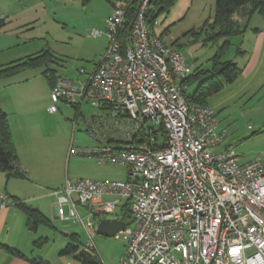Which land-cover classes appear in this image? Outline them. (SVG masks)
I'll list each match as a JSON object with an SVG mask.
<instances>
[{
  "label": "built area",
  "instance_id": "built-area-1",
  "mask_svg": "<svg viewBox=\"0 0 264 264\" xmlns=\"http://www.w3.org/2000/svg\"><path fill=\"white\" fill-rule=\"evenodd\" d=\"M132 1L138 7L125 48L119 35L128 9L119 3L106 19L109 44L95 70L76 83L59 78L48 107L55 113L60 100L86 101L103 110L84 122L105 145L82 151L124 164L127 179H67L51 191L58 218L79 223L95 248L98 222L118 217L116 206L130 199L133 220L118 232L127 237L121 264H264V161L218 150L227 130L215 110L183 93L188 57L151 34L150 0ZM159 126L168 135L164 148L151 145ZM8 204L16 201L3 194L0 206Z\"/></svg>",
  "mask_w": 264,
  "mask_h": 264
},
{
  "label": "rangeland",
  "instance_id": "rangeland-1",
  "mask_svg": "<svg viewBox=\"0 0 264 264\" xmlns=\"http://www.w3.org/2000/svg\"><path fill=\"white\" fill-rule=\"evenodd\" d=\"M97 1L89 3L86 0H0V24H2L0 27V65L49 49L57 54H66L70 57L67 58L68 61L64 68H60L59 71L61 69L64 70L62 72L69 71L71 75L69 78L72 81L75 77L77 79L78 76H86L85 74L78 75L77 68L84 67L87 72H90L94 67L93 62L96 60L99 62L102 57L98 54V45L84 43L79 39L75 27L81 25L83 20H87L89 28L85 29V34L80 37L85 40L89 38L87 36L89 31L92 33L96 28L101 30V27L97 25L99 22L97 15L106 9L105 4L108 1ZM109 1L115 2V0ZM247 10L245 7L234 14L238 24L246 22ZM215 13L216 0H176L168 11H156L157 23H155L154 33L162 36L167 45L185 53L193 68H211L212 57L219 50L220 44H223L225 38H221L218 43L209 39L214 30L212 24L215 20ZM249 25L250 27L245 33L231 38L233 45L225 50L222 57V59L236 61L242 68L254 50L257 33L264 29V18L256 14ZM254 27H260V31L255 33ZM260 59L262 61L260 66L251 77L247 78L244 74L236 82L226 85L209 99L211 107L216 112L220 127L227 130V137L218 150L232 151L241 162L255 158L264 161V49L260 54ZM40 69L41 67L28 68L18 72L16 76L34 75L32 80L45 83L47 77H43ZM38 74L39 76L35 77ZM196 81L197 79H194L190 84L189 93L193 92L198 85L199 81ZM42 102L43 96H40V103ZM58 107L60 110L57 117H53L54 115L48 110L50 113L42 116L41 122L44 128L53 135L50 138L49 148L54 150L60 142L62 149L68 145L69 155L63 169L64 171L69 169V157L72 155L71 170H73L75 167L74 158L77 156L78 150L88 148L85 146L91 147L96 142L84 131L85 128L87 129L86 124L84 129L81 128V120H79L78 126H76L75 110L71 103L60 100ZM99 111L104 113L103 110L101 111L99 107H95L91 103L83 104L82 113L84 115L99 114ZM158 134L161 133L158 132ZM87 158H94V156H87ZM92 161H96V165L102 173L99 175L101 179H127V167L117 162H102L97 158L84 159L78 162L77 168L81 172H85L87 169L89 170L88 165ZM54 164L59 165L58 161ZM54 164L51 163L50 166ZM124 202L125 200H121L116 206L114 211L116 216L121 214ZM53 204H55V200L50 204V208ZM81 211L85 214L84 209ZM50 218L56 228L42 227L47 230L43 235L49 241L38 252L53 257L56 247L60 245L59 249H61L68 242L64 231L78 232L81 234L83 243L87 242V234L79 223L73 220L52 218V216ZM126 238L124 233H118L111 237L95 234V250L104 264H121V258L127 246ZM52 264H79V261L74 255L66 254L53 259Z\"/></svg>",
  "mask_w": 264,
  "mask_h": 264
},
{
  "label": "crops",
  "instance_id": "crops-1",
  "mask_svg": "<svg viewBox=\"0 0 264 264\" xmlns=\"http://www.w3.org/2000/svg\"><path fill=\"white\" fill-rule=\"evenodd\" d=\"M86 1L95 3L97 0ZM107 1V4H105L106 9L97 15V18H99L97 25L101 27V35L95 36L93 35V31L92 33L89 31L87 35L89 36L88 40L80 38L85 34V29L87 30L89 28L86 23L87 20H83L81 25L75 27L79 39L84 43H96L98 45V54L100 57L105 54L109 44V39L106 34V19L111 14L113 7L121 0H115V2ZM97 2L99 3V1ZM261 30V32L257 33L254 50L249 56L248 61L244 64V67H241L242 74L239 78L244 76V74L247 78L251 77L262 62L260 54L264 49V29ZM53 53L56 58L61 60L60 64H54V66L57 67L60 78L70 83H76L78 79H83L85 77L78 76L77 79L75 77L72 81L69 78V76H71L69 71L62 72L64 71L63 69L59 71L60 68H64L65 63L68 61L67 58L70 57L66 56V54H57L55 51H53ZM77 56H79L78 53ZM97 62L98 60L93 62L94 67L90 72H87L84 67L77 68L78 75H87L93 72L98 64ZM16 74L18 73L0 77V108L7 114L11 134L19 156L20 170H22L23 175H8L7 172L0 170V202L1 196L3 194H8L12 200L24 201L29 205L39 208L48 217L52 216V218H58L56 200L51 194L52 190L61 188L67 179L76 180L83 177L95 180L104 179L99 177L102 173L99 171L96 161L90 162L88 165L89 170L87 169L85 172H81L77 168L79 161L97 158L94 155L84 154L82 151L84 148L81 151L78 150L77 156H74V169L71 170L72 155H70L69 169L64 171L63 166L69 155V147L65 145L66 148L62 149L60 147V142L54 150L49 148L50 138H52L53 135L44 128L41 122V117L48 115V107L51 104L50 92L54 84L50 83L48 78H46L47 80L44 83L42 81L32 80L34 75L19 77L16 76ZM42 75L46 77L44 74ZM38 76L39 74L35 75V77ZM40 96H43L42 103H40ZM84 103H86V101L80 104H71L75 110V124L78 126L79 120H81V128L83 127V129L85 118L94 115H84L82 113ZM59 110L60 107L57 112L52 113L54 115L53 117H57ZM84 131L86 132V128ZM90 138L96 143L92 144L91 147H85L102 148L105 145L103 142L96 141L92 137ZM87 156H94V158H87ZM56 161L59 163L58 166L54 164ZM51 163L54 165L50 166ZM52 198L55 200V204L50 208V204L54 201ZM42 227H44V225H40L36 229H31L28 225L27 214L16 204L0 206V264H33L31 261L33 258L48 261V264H52L53 259L60 257V250L62 249V247L59 249L60 245L56 247L52 255L53 257L38 252L41 251L45 243L49 241L47 238L45 243L40 245L36 244V241L40 240L42 237H46L43 234H45L47 230ZM65 232L67 231H64V233ZM13 249L19 250L24 256L14 254L12 252Z\"/></svg>",
  "mask_w": 264,
  "mask_h": 264
},
{
  "label": "trees",
  "instance_id": "trees-1",
  "mask_svg": "<svg viewBox=\"0 0 264 264\" xmlns=\"http://www.w3.org/2000/svg\"><path fill=\"white\" fill-rule=\"evenodd\" d=\"M176 0H150L149 10L147 15V24L154 33L156 22V11L166 12L175 3ZM119 3H127V16L123 29L120 32V40L123 48L127 45L128 37L131 31L132 22L137 9V1L121 0ZM117 5V4H116ZM247 8V20L244 24H238L234 18V14L241 9ZM259 14L264 18V0H216V13L214 15V23L212 24L214 30L209 36V39L218 43L224 38L223 44H220L219 50L212 57L213 65L211 68L197 67L193 68L192 72L184 79V84L187 86L183 92L184 96L190 104L199 106H209L210 97L220 92L226 85L232 84L238 80L242 74V68L236 61L222 59L223 53L231 45H233L232 37L245 33L250 27L251 19ZM2 24H0V27ZM254 32L260 31L259 27H254ZM163 38L162 36H160ZM241 53V51H238ZM60 61L51 50H43L33 56H27L14 60L11 63L0 65V77L8 76L28 68H40L41 73L44 74L50 83L56 84L60 75L54 64H60ZM53 66V67H52ZM43 67V68H42ZM194 79L199 81L193 92H188V88ZM196 81V82H197ZM158 132L153 136L151 145L164 148L168 144V135L163 126L157 127ZM156 130V129H154ZM0 170L7 172L8 175H23L20 170L19 156L14 144L11 134L10 125L8 122L6 112L0 108ZM16 201V205L20 207L28 217V225L31 229H36L40 225L50 228H56L52 219L44 214L39 208L29 205L21 200ZM119 218L130 224L133 220L131 212V200L125 199L122 205L121 214L117 215ZM68 237L67 244L60 250L61 255L72 254L79 261V264H104L101 257L96 252L95 248L88 246L87 242L84 244L81 239V234L78 232H65ZM47 241V237H42L36 241L40 245ZM12 252L19 256H24L19 250L13 249ZM33 264H48V261L40 260L38 258L31 259Z\"/></svg>",
  "mask_w": 264,
  "mask_h": 264
},
{
  "label": "water",
  "instance_id": "water-1",
  "mask_svg": "<svg viewBox=\"0 0 264 264\" xmlns=\"http://www.w3.org/2000/svg\"><path fill=\"white\" fill-rule=\"evenodd\" d=\"M127 226L125 220L118 217H104L97 224V233L104 236H115Z\"/></svg>",
  "mask_w": 264,
  "mask_h": 264
}]
</instances>
